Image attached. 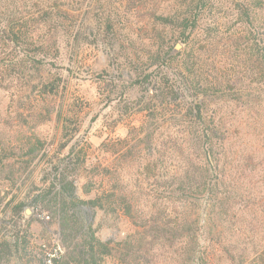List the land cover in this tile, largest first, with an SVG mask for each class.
Here are the masks:
<instances>
[{
	"label": "trees",
	"instance_id": "16d2710c",
	"mask_svg": "<svg viewBox=\"0 0 264 264\" xmlns=\"http://www.w3.org/2000/svg\"><path fill=\"white\" fill-rule=\"evenodd\" d=\"M228 9L235 11L233 27L228 14L224 22L216 18ZM81 14L93 19L92 30L76 19ZM132 24H141L145 37L126 31ZM225 33L230 45L217 60L213 47ZM83 35L101 38L115 55L118 43L123 51L133 46L132 66L141 67L144 84L161 91L156 103L174 105L179 115L161 135L159 156L148 153L131 177L114 174L108 184L91 170L82 190L95 195L87 200L80 197L76 168L88 158L74 145L47 172L46 187L30 182L26 200L16 202L13 192L29 183L48 138L0 128V207L12 193L6 207L15 227L9 238L0 237V264L28 257L47 264V246L37 251L19 226L25 206L58 226L64 252L53 264H264V0H0V93L17 91L19 83L20 91L31 85L45 100L56 98L65 84L52 68L76 54ZM175 41L185 45L178 56ZM43 66L51 67L48 77L32 85V72L39 75ZM44 108L48 116L55 110ZM57 114L67 139L62 152L73 138L72 119L62 106ZM169 162L175 172H168ZM142 177L157 184L165 204L154 201L146 211ZM203 203L207 228L194 218ZM86 208L123 216L143 231L103 241L87 223Z\"/></svg>",
	"mask_w": 264,
	"mask_h": 264
},
{
	"label": "rangeland",
	"instance_id": "374dc122",
	"mask_svg": "<svg viewBox=\"0 0 264 264\" xmlns=\"http://www.w3.org/2000/svg\"><path fill=\"white\" fill-rule=\"evenodd\" d=\"M231 10L224 11L227 12L225 14L216 13V18L224 22L222 17L226 19L228 14L229 19L226 22L233 27L236 19L235 11ZM75 17L81 24H85V28L93 29V19L89 15L81 14ZM135 18L141 20L140 17ZM139 25L141 24L135 26L132 24L126 31L134 30V35L145 37L143 36L145 33L139 31ZM85 36L83 35L81 44L72 58L67 57L65 61H58L59 70L52 68L53 71L62 73L65 84L56 98L50 97L45 100L40 93L32 92L31 85L20 91L19 83L17 91L12 88L10 92L0 93V128H5L13 136L21 137V133L28 135L36 131L48 138L46 151L39 156L30 170L29 183L13 192L16 195V202L26 200L31 187L30 182H34V187L37 188L46 187L49 183L44 180L47 172L57 165L74 145L78 146L77 152L82 150L88 158L85 164L76 168L80 177L78 184L80 197L84 200L94 197L95 193L87 196L82 190V185L92 176L91 170L97 169L102 181L108 184L114 174L116 176L127 174L131 177L136 170L134 166L136 162L141 161L148 153L151 158L159 156L161 135L172 121L175 122L173 120L175 116L179 115L174 112V105L163 109L156 103L154 96L161 91L156 83L151 86L144 84L141 67L132 66L133 46L130 45L127 51H123L121 47L124 44L118 43L116 49L120 52L115 55L101 38L98 40L92 35ZM179 45L181 48H178ZM229 45L228 34L225 33L221 43L213 47L214 53L211 57L217 60L223 58L222 54L227 52ZM184 51L185 45L180 41L173 43L175 55L183 54ZM49 68L51 67L43 66L39 75L32 72L36 75L32 85L39 80V76L48 77ZM27 77L30 79V75ZM137 82L144 85L140 86ZM194 102L198 103L199 100ZM51 106H54L55 110L48 116L44 107ZM61 106L64 114L72 119L70 131L73 134L71 142L66 144L62 152L60 149L67 143V139H63V123L57 114ZM150 136L154 138L153 150L148 149V144L152 142ZM175 164L169 162L167 166L169 173L177 170ZM110 172L113 175L108 174ZM141 184L144 194L140 199L146 211L154 201L165 204V200H168L164 194L157 191V184L154 181L142 177ZM133 185H130L131 189ZM37 193L39 191L34 189L31 194L35 196ZM13 194L11 193L0 207V237L9 238L10 229L15 228L14 221L11 220V209L6 207ZM194 210V218H197L201 226L205 224L207 228L209 216L206 204L203 203ZM85 212L89 215L87 223L98 230L97 236L103 241L114 239L116 242L129 233H135L136 229L143 231V228H136L132 220L123 216H107L100 210L88 208ZM48 219L47 213L40 214L37 209L25 206L19 218V226L28 230L31 235V246H35L37 251L46 245V255L58 249L64 252L58 226H48ZM207 230L203 229V232ZM208 244L216 245L214 241H209ZM10 264H39V261L37 258L32 260L28 257L21 262L14 258ZM108 264L117 262L110 261Z\"/></svg>",
	"mask_w": 264,
	"mask_h": 264
},
{
	"label": "built area",
	"instance_id": "2783aa9c",
	"mask_svg": "<svg viewBox=\"0 0 264 264\" xmlns=\"http://www.w3.org/2000/svg\"><path fill=\"white\" fill-rule=\"evenodd\" d=\"M58 250L60 251V253ZM58 250H54L53 253L47 254V259H48L47 264H53V259H57V258H59V256H61L63 254V252L60 249H58Z\"/></svg>",
	"mask_w": 264,
	"mask_h": 264
},
{
	"label": "water",
	"instance_id": "95a60500",
	"mask_svg": "<svg viewBox=\"0 0 264 264\" xmlns=\"http://www.w3.org/2000/svg\"><path fill=\"white\" fill-rule=\"evenodd\" d=\"M178 48H181V45H179Z\"/></svg>",
	"mask_w": 264,
	"mask_h": 264
}]
</instances>
